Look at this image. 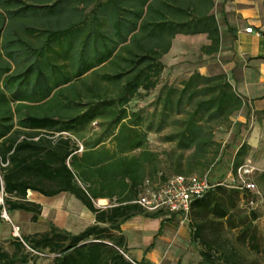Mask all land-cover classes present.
Returning <instances> with one entry per match:
<instances>
[{
    "label": "trees",
    "instance_id": "obj_1",
    "mask_svg": "<svg viewBox=\"0 0 264 264\" xmlns=\"http://www.w3.org/2000/svg\"><path fill=\"white\" fill-rule=\"evenodd\" d=\"M214 7L215 0H0L5 208L35 223L42 207L27 200L29 192L68 194L94 217L77 235L50 225L22 238L29 249L52 255L51 264H134L118 233L135 215L159 217L134 203L145 181L203 176L214 166L221 152L215 133L229 128L242 96L223 73L194 72L179 88L162 83L163 58L177 36L205 35L201 55L218 53ZM150 135L167 147L153 150ZM246 150L236 153L233 174ZM238 194L216 186L192 204L201 264H240L235 250L213 248L221 228L245 223L236 222ZM98 200L109 205L99 208ZM14 239L11 253L0 243V264H29L37 255Z\"/></svg>",
    "mask_w": 264,
    "mask_h": 264
},
{
    "label": "crops",
    "instance_id": "obj_2",
    "mask_svg": "<svg viewBox=\"0 0 264 264\" xmlns=\"http://www.w3.org/2000/svg\"><path fill=\"white\" fill-rule=\"evenodd\" d=\"M213 14L218 22L221 33L219 51L217 54L211 56L198 55L200 56L199 61L201 64L191 65L188 76L194 72H198L203 76L223 73L228 77L238 94L242 96L244 102L243 108L232 119L233 124L229 134L235 136L239 143L235 153L242 146H246V151L250 152L253 156V159L248 158L244 161V165H248L252 169V172L247 176L248 180L254 183L252 179L256 176V184L254 183L256 192L251 194L239 191L238 194L239 215L236 222L240 224L241 221H245V223L235 229H228L226 226L221 228V237L217 241L219 245L213 248L230 249L227 241L222 239V235H226L228 232H237V242L241 246H245L252 251L257 250L258 252L260 250L261 239H259V232L255 227L257 215L253 212L259 206H264V189H262L261 183V181H264V8H262L261 0H215ZM248 28H252L253 32L246 33V29ZM179 37L193 38V40L200 39L202 41L200 48L209 44L205 35L177 36L175 40ZM171 51L167 55L174 52ZM231 172L232 168L227 179L231 176ZM219 183L226 184L224 182ZM223 187L232 189L226 186ZM37 195L40 198L41 195ZM64 195L68 194H61L44 201L40 198L39 201L32 202L42 207L41 215L43 217L49 215V210H54L55 206L53 204L55 198ZM251 200L255 203L253 209L248 206V202ZM74 201L77 205V200L74 199ZM106 201L98 200L97 202L102 203ZM242 205H244L247 212L242 211ZM85 212L91 216L92 225L94 223L93 215L86 209ZM23 213L19 211L11 212L10 223H8L12 227L19 225L24 232V237L46 232L49 230L50 225L67 231L65 229L67 217L62 218L61 216H57L49 222L50 224L47 229L31 233L29 232L31 226L40 224L43 222V219L40 217L37 222L33 223L31 221L32 216ZM252 214L255 215V218H252ZM23 215L29 216L28 225L25 227L22 224L24 220ZM61 220L63 222H59ZM197 223L195 215L191 211L189 220L186 223H180L179 219L175 216L150 217L135 215L121 225L118 235L124 237L126 255L136 264H189L188 256L190 249L194 247L200 250L198 242L194 243L192 241L193 227ZM249 225H251L250 232H248L249 236L244 242L239 241L243 230ZM204 234H209L208 228L204 230ZM0 240H4L8 244L15 242L14 237L12 238L11 236L8 224L4 221L0 223ZM195 262L196 264H201L200 255L198 259H195Z\"/></svg>",
    "mask_w": 264,
    "mask_h": 264
},
{
    "label": "rangeland",
    "instance_id": "obj_3",
    "mask_svg": "<svg viewBox=\"0 0 264 264\" xmlns=\"http://www.w3.org/2000/svg\"><path fill=\"white\" fill-rule=\"evenodd\" d=\"M219 7V5H217ZM202 41L200 39L193 40V38H185V37H179L174 42V47L171 52L172 54H169L163 58V64L165 66V72L162 77V83H167L169 85H174L176 88H179L180 83L187 79L189 69L191 68V65L195 64H201L200 56L201 53L199 51L200 45ZM200 53V54H199ZM200 55V56H198ZM220 74V73H219ZM148 100L147 102H138L135 106L145 107L149 104ZM235 118V117H234ZM233 118V119H234ZM232 124L229 126V128H222L216 131L215 133V140L221 144V152L220 156L216 159L214 166L211 168L209 167L207 171L209 172V177L212 183L216 184L219 182L228 183L227 176L231 171V168L235 164V150L238 146V141L235 136H233L230 133V130L232 128ZM151 148L156 151H161L167 147V145L161 144V142L158 140V136L150 135L149 137ZM252 154L250 152H246L242 162L246 159H253ZM206 171V172H207ZM205 172V173H206ZM201 174H204L201 173ZM253 177L252 181L255 183V178ZM227 181V182H225ZM262 183V189H264V181H261ZM256 184V183H255ZM40 198L44 201L48 198L41 197ZM39 196L36 193L29 192L27 195L28 201H39ZM58 201V202H55ZM74 199L69 195H64L59 198H55L53 206H55L54 210H49V215L42 217L43 222L40 224H37L36 226H31L29 232L38 231L41 232L48 228L49 222L58 217H67V224H66V230L73 234L77 235L80 234L82 231L85 230V228L89 225H91L92 218L90 215L85 212V208L80 204V202L76 201L78 204L76 205L74 203ZM95 205L99 208L106 207L109 205V203L102 202L98 203L95 202ZM5 208V205H4ZM242 211L247 212V210L244 208V205H242ZM6 209V208H5ZM3 207L0 206V223L2 221L6 222L9 226V229L11 231L12 238L14 237V231L13 227L8 223V221H5L1 219V213H2ZM7 211V210H6ZM58 212V213H57ZM9 218L11 217V212H8ZM257 215V219L255 220V227L257 231L259 232V239H261L260 244V250L258 252L252 251L250 249H247L245 246H241L237 241L238 238L237 232H228L226 235H222V239H225L230 247V249H225V251H231L232 249L236 251V260L240 264H264V206H259L258 209L253 212ZM26 214V213H23ZM27 215V214H26ZM26 215L24 216V220L22 221V224L25 226L28 225V217ZM39 217V219H40ZM47 217V218H46ZM38 219V220H39ZM12 220V219H11ZM58 221V220H57ZM59 222H63L62 220ZM34 223V222H33ZM19 229V236L21 238H24V232L22 231L21 227L18 225H14ZM1 241V246L4 250L8 252H13L14 248L12 247V244L5 243L4 240ZM222 250V249H221ZM199 249H195L192 247L189 251V264H196L195 259H198L199 257ZM124 258L129 261L125 256ZM129 258V257H128ZM53 259L52 255H39L36 256V258L32 259L29 264H51ZM131 260V258H129Z\"/></svg>",
    "mask_w": 264,
    "mask_h": 264
},
{
    "label": "built area",
    "instance_id": "obj_4",
    "mask_svg": "<svg viewBox=\"0 0 264 264\" xmlns=\"http://www.w3.org/2000/svg\"><path fill=\"white\" fill-rule=\"evenodd\" d=\"M252 32V28L246 29V33ZM209 172L203 176L176 175L168 179L163 184L145 181L141 193L134 203L137 204L146 214L175 216L179 219L180 223H186L189 220L192 204L195 201L204 198L216 186H226L251 194L256 192V186L254 183L250 182L247 177L252 172V169H250L248 165L239 167L236 174L231 172V176L229 177L227 184L212 183L209 177ZM4 196L3 184L0 182V206L3 207L1 219L10 222L8 213L4 208ZM248 206L253 209L255 207L254 201H249ZM13 231L14 237L19 239L24 244L22 238L18 234L19 229L13 226ZM25 247L28 251H31L37 256L42 255L33 252L26 245ZM124 256L131 261L127 255L124 254Z\"/></svg>",
    "mask_w": 264,
    "mask_h": 264
}]
</instances>
